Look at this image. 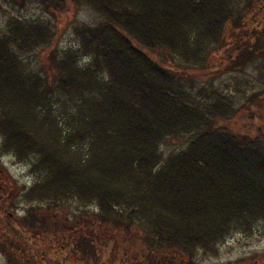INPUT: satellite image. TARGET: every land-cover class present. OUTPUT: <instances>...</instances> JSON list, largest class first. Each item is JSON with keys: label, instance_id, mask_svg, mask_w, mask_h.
I'll return each mask as SVG.
<instances>
[{"label": "trees", "instance_id": "1", "mask_svg": "<svg viewBox=\"0 0 264 264\" xmlns=\"http://www.w3.org/2000/svg\"><path fill=\"white\" fill-rule=\"evenodd\" d=\"M35 1L49 13L81 4L99 22L74 27L77 45L52 60L50 80L29 59L55 38L50 21L9 14L0 31V152L34 176L26 202L74 205L83 222L94 217L99 240L108 226L183 264L264 221V139L230 125L231 95L194 93L186 73L264 0ZM248 32L264 37L263 26ZM254 48L250 39L238 51ZM227 53L222 73L246 65ZM170 139L179 146L166 149ZM104 248L89 255L118 257Z\"/></svg>", "mask_w": 264, "mask_h": 264}, {"label": "rangeland", "instance_id": "2", "mask_svg": "<svg viewBox=\"0 0 264 264\" xmlns=\"http://www.w3.org/2000/svg\"><path fill=\"white\" fill-rule=\"evenodd\" d=\"M1 4H3V10L0 9V31L4 28L9 14L21 18H40L50 21L53 25V29L57 33L53 41L39 47L29 56L34 68L46 75L49 80L53 74L52 60L61 52L75 48L77 45L74 27L81 23L92 25L99 22V18L92 9L81 4L75 6L70 3L67 8L51 13L44 11L35 0H24V6L7 2H1ZM252 13L256 17L251 18ZM255 26L264 27V8L258 13L257 10L252 9L249 15L245 16L237 25H227L226 36L229 41L227 46L209 52L203 69L193 67L186 73L191 77L192 83L190 80L189 83L192 84L194 93L199 90L204 93L209 88H214L231 95L235 111L229 120L230 125L238 133L258 134L264 139V85L258 81L259 75L264 76V37L260 36L257 40H255L257 36L255 38L251 36L249 39L247 37L248 30ZM250 39L257 45V48L245 56L240 55L238 49ZM227 52L238 53L240 58L246 59V65L235 71L222 73L220 70L226 64ZM82 62L80 60V65ZM237 88L242 91H236ZM168 144L165 146L166 149L177 148L179 141L170 139ZM27 168V165L14 161L11 155L0 152V245L2 246L0 247V264H24L17 258L27 256V249L25 246L17 244L20 240L18 238H29L26 234L27 231L33 233V237H37L36 239L39 238L41 232L43 236L47 235L49 240L47 250L50 251L47 257H61L65 259L66 264H78L69 259L73 256L97 264L96 257L89 254L98 250L99 247L101 248L103 244L106 245L103 253L118 256V264H183L184 261H187L183 257H177L175 252L170 254L165 251L160 254L144 249L142 253L143 248L141 249L138 243L137 235L133 234L130 239H122L114 235L112 228L108 226H103L109 231L101 233L103 238L99 240L98 236L89 234L100 230L96 229L95 221L89 225V217L92 219L94 217L86 215L88 220L83 222L81 215L75 212L78 209L75 210L74 205L67 207L66 204L57 206L45 203L29 204L25 201L24 190L34 182V176L27 173ZM31 205L34 207H30ZM86 210H92V207ZM81 211L79 210V212ZM63 218H65L64 222H62ZM62 223H64L63 228ZM91 226L93 228L90 231ZM89 238L92 241H89ZM30 239L32 240V237L28 241ZM102 240L103 242L100 244ZM59 241L64 246L59 247L61 245ZM69 245L77 249L76 253ZM90 245L94 247L90 248ZM55 246L57 248L54 249ZM92 249L93 252H91ZM217 249V255L208 254L202 249H198L193 256L189 255V257L196 264H263L264 221L253 227L251 231L238 230L219 243ZM33 251V256L41 254L38 253L39 249L36 252L34 248ZM82 251H87V254ZM98 258L105 259L107 255Z\"/></svg>", "mask_w": 264, "mask_h": 264}, {"label": "flooded vegetation", "instance_id": "3", "mask_svg": "<svg viewBox=\"0 0 264 264\" xmlns=\"http://www.w3.org/2000/svg\"><path fill=\"white\" fill-rule=\"evenodd\" d=\"M65 221V218L62 219V222ZM53 227H55V225L53 224ZM64 227V223H62V228ZM28 233V231L26 232ZM29 238L32 237V240L30 239L29 241H23V240H18V246H25L27 249V256L25 257H19L17 258L18 260L20 259L22 261V263L24 264H52V263H58V264H66L65 263V259L59 257V258H55V257H47L48 253L50 251L47 250L48 243V237L47 235L43 236L42 232L40 233V235L38 236L39 238L36 239L37 237H33V233H28ZM17 237V236H15ZM19 239V238H18ZM60 242V241H59ZM58 242V243H59ZM57 243V244H58ZM60 246L62 247L64 246V244L62 242H60ZM52 245H55V243H52ZM68 245V244H67ZM69 247H71L69 245ZM35 248V251L37 252V249H39L38 253H41L42 255H38V256H33V249ZM43 248V249H42ZM57 248L56 246L54 247V249ZM72 248V247H71ZM42 249V250H40ZM72 252V251H71ZM72 262H77L78 264H95L93 261H89V260H82L81 258H78L76 256L70 257L69 258ZM96 263L97 264H118V258L117 257H112V258H95ZM45 262V263H43Z\"/></svg>", "mask_w": 264, "mask_h": 264}, {"label": "water", "instance_id": "4", "mask_svg": "<svg viewBox=\"0 0 264 264\" xmlns=\"http://www.w3.org/2000/svg\"><path fill=\"white\" fill-rule=\"evenodd\" d=\"M264 264V263H263Z\"/></svg>", "mask_w": 264, "mask_h": 264}]
</instances>
